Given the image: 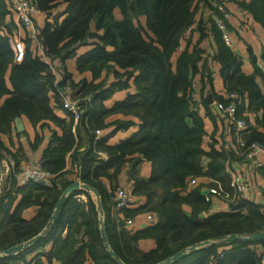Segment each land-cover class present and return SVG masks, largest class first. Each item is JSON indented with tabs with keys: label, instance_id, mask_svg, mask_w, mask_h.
<instances>
[{
	"label": "trees",
	"instance_id": "trees-1",
	"mask_svg": "<svg viewBox=\"0 0 264 264\" xmlns=\"http://www.w3.org/2000/svg\"><path fill=\"white\" fill-rule=\"evenodd\" d=\"M33 1L47 15L45 25L38 28L45 57L52 62L74 58L77 48L89 41L92 48L78 57L76 67L80 74L90 73L92 80L75 83L68 74L57 80L46 60L35 53L38 44L15 22L7 0H0V163L4 158L15 162L0 194V252L43 233L64 191L80 181L99 192L110 247L124 264H158L206 241L213 243L171 264H262L264 255L257 253L255 245L264 241H214L263 232L264 206L238 197L229 211L210 215L212 205L202 195V189L216 182L229 190L228 163L239 162L235 151L225 148L227 142L217 149L214 137L210 143L206 141L205 119L215 125L227 120L205 97L201 102L193 97L198 75L202 83L212 81L209 57L201 46L207 37L214 38L217 52L213 60L221 66L226 88V94L219 95L212 87L215 102L228 104V95L235 93L237 117L248 125L245 139L264 145V72L251 48L255 74L243 71L242 57L225 44L215 23V0ZM238 1L264 29V0ZM61 6V17V13L53 16ZM118 12L122 19L116 18ZM142 17L146 18L145 26ZM193 31L200 32L196 43ZM132 87L135 93L106 107L116 93ZM65 96L81 102L77 125L63 108ZM58 110L67 117H59ZM115 115L132 119L109 124L108 119ZM19 117L35 128L51 129L54 125L61 131H52V141L41 158L42 169L53 175L51 187L35 182L18 184L17 175L28 157L22 146L12 151L3 137L14 132ZM134 119L139 122L138 131L111 145L112 134L129 131L136 126ZM227 127L232 137V128ZM111 128L112 132L98 139V131ZM83 134L87 147L82 150L86 142ZM40 144L41 139H37L32 150ZM143 162L151 165L149 178L140 175ZM130 163H134L129 174L131 194L134 201H140L139 207L116 212L114 196L119 187L108 189L104 180L117 181ZM194 178L212 183L200 181L188 189ZM30 209L35 211L32 218L25 215ZM148 213L155 215L156 223L137 231L125 226L127 219ZM148 239L155 241L156 248L146 253L140 250L139 242ZM49 241L53 242L46 254L49 262L118 264L104 245L98 206L89 192L72 193L45 237L15 256L0 257V264H43L39 259L30 263L26 256Z\"/></svg>",
	"mask_w": 264,
	"mask_h": 264
},
{
	"label": "crops",
	"instance_id": "crops-1",
	"mask_svg": "<svg viewBox=\"0 0 264 264\" xmlns=\"http://www.w3.org/2000/svg\"><path fill=\"white\" fill-rule=\"evenodd\" d=\"M238 3H239L238 0H230V4H229V9L233 13V16L229 22V26L232 31V34H233L232 37L234 41V46L232 49L235 53H237L239 56L242 57L243 71L246 74L253 75L255 74V69L252 63V57L250 55L249 48H251V50L253 51L256 57V60L258 62L259 61L264 62V29L259 24H257L247 12H243V13H244V19L246 22H248V24L245 26L241 25L242 18L240 14V8H239L240 6L238 5ZM63 11H64V7L61 6L59 9H56L53 11V16L59 15ZM61 15L62 13L60 14L59 17H61ZM116 18L122 19V15H120V12L116 13ZM46 21H47V15L41 12L38 13L35 18V24H36L37 29L39 27L42 28L45 25ZM140 21L145 26L146 18L142 17ZM195 26L196 25H194L193 28H195ZM242 26H243L242 34L238 35L237 31ZM92 30L93 31L95 30L94 25L92 26ZM199 37H200V32L193 31L192 38H193L194 43H196L199 40ZM88 43L85 46H81L77 48L76 56H74V58H68L66 60H61L58 58L53 62L54 65L59 70V80H63L66 74H68L75 83H79L81 80L85 78L88 81L92 80V76L90 73L80 74L77 71V67H76L78 57L88 52L92 48V43L91 44H88ZM201 46L206 50V53L208 54V57H209V64H210L211 73H212L211 74L212 81H209L207 79L205 80L204 83H202V78L200 75H198L195 78V81L193 84V97L195 101H198V102H201L202 97H205L206 101L209 104L214 105V108H215L216 102L212 95V87L215 93L219 95L226 94V88H225L224 80L222 79L221 74H220L221 66L219 63L213 60V57L217 52V47L214 43L213 36H209L206 38V40H203ZM36 47L34 46L35 53L43 57L44 53L39 48H36ZM129 93H135V88L132 87L127 91L116 93L110 100H108L105 103L106 107L111 108L114 106L115 103L125 100ZM210 95L212 96L213 103H210L208 101L209 100L208 98ZM200 112L204 116L205 114L204 108H202ZM56 113L59 117H62V118H66L68 115L62 110H58L56 111ZM118 119H132V118L125 117L123 115H115V116H111L108 119V123L111 124L112 122ZM22 121L24 124V131L19 133L16 127H14L15 128L14 132L10 136L3 137V141L10 147L12 151H16L19 146H22L26 151L28 162H39L41 161L44 150L49 146V143L52 141V131L57 130L60 134H61V131L58 130L54 125H51V129H48V128L41 129L40 127H37V128L33 127L24 118H22ZM134 121L136 122V126L132 127L129 131H119V132H116L115 134H112L109 143L111 145H117L120 142L129 139L135 132H137L139 129L138 127L139 122L136 119H134ZM205 125H206V132H207L206 141L210 143L211 141H213V137H214V140L217 142V149H221V147H223V145L231 139L230 134H228L229 129L227 127L228 126L227 121L225 120L223 122L218 121L217 124L215 125L210 120L205 119ZM112 130L113 128L104 131V133H102V137H106L110 132H112ZM81 137L82 139H84V141H86L85 134L81 135ZM37 139H41V144L37 147V149L32 150L31 144L35 143ZM86 147H87V141L84 142L82 150L85 149ZM206 150L210 151V148L207 147ZM205 163H207V160H205ZM237 165H239L240 167L241 163H237L236 166ZM133 166H134V163L127 164L125 166L124 171L119 175L117 181L109 180V179L104 180V183L108 187V189L111 187V185L117 186V187H124V186L131 187L132 183L130 181L129 174ZM69 168H70V162H69ZM151 172H152L151 165L148 162H143L141 165L140 175L143 178H149L151 176ZM110 173H113V171H111ZM72 178L73 177L71 176L69 179H72ZM5 182L6 181H3V183L1 184V189H0L1 192L3 191V188L6 186ZM207 182L208 181L206 179H201V183L207 184ZM202 191H205V189H202ZM81 198L85 200L84 196H81ZM253 200L257 204L264 206V194L263 193L259 195H255L253 197ZM139 203L140 201L138 199H135L134 205L132 207L138 208ZM226 211H228V209L225 203L217 200L212 205L210 215H213L215 213H220V212H226ZM34 214H35V211L33 209L27 210L25 212V215L28 218H32ZM148 225L149 223L147 222L146 217L143 215H140L135 219V225L130 228L137 231V230L145 229ZM43 237H45V234ZM52 247H53V242L49 241L45 244L44 247H41L39 250H37L36 253L28 254L26 258L30 263L32 262L35 263L39 259L41 262H43V264H61L59 261H56V260H53L52 262H49L47 260L46 254L50 252ZM139 248L143 252L148 253L156 248V243L154 240H149V239L141 240L139 242ZM255 249L259 255H264V244L255 245ZM36 254H39V255H36Z\"/></svg>",
	"mask_w": 264,
	"mask_h": 264
},
{
	"label": "built area",
	"instance_id": "built-area-1",
	"mask_svg": "<svg viewBox=\"0 0 264 264\" xmlns=\"http://www.w3.org/2000/svg\"><path fill=\"white\" fill-rule=\"evenodd\" d=\"M7 2L11 12L14 14L15 22H17V24L26 31L27 36L38 44L37 47L41 50L38 29L35 24V16L40 13L36 2L33 0H7ZM229 4L230 0H215V6L218 14H214V20L223 35L225 44L228 47L233 48V34L229 26L233 13L229 9ZM243 12L245 11L240 8L242 21H245ZM192 28H190L187 32H190ZM242 31L243 29L241 27L237 31L238 35H241ZM43 59L46 60L52 69V73L56 76V79L59 80L58 68L53 62L48 60L45 55H43ZM257 64L264 72V62L259 61ZM237 99L238 96L235 93H232L227 97V100L230 101L228 104L215 103L216 111L226 118L230 131L232 128V137L226 143L225 148L233 149L237 156V160H239V162L230 161L228 163L227 174L230 179V191L225 189L218 182H216L215 186L208 185L204 188L205 191H202V195L206 202L213 205V203L217 200L222 201L225 203L228 211L230 210L231 203H233L238 197L253 200L255 195H259L261 193L264 194V145L258 142L250 143L245 139L249 132L248 125L243 119H239L237 117V106L235 103V100ZM85 100L89 101L87 98H85ZM63 108L67 113L74 116L75 125H77L82 116L81 102L78 101L77 98L65 96ZM97 137L98 139L102 137L101 131L97 132ZM237 163H241V166H236ZM41 164L42 161L27 162L23 164L17 175L18 184L21 186L29 182H35L51 187V179L53 178V175L42 169ZM0 165L2 166V184L3 181H7L8 177L13 173V170L15 169V162L13 159L4 158ZM206 180L208 181L207 184L212 183L210 180ZM200 181L201 179L199 178L192 179L189 183L188 189L196 187ZM114 202L116 212L126 208H131L134 203V198L131 194V187H119L115 192ZM145 217L150 225L156 223V217L154 214L148 213L145 214ZM134 225L135 220H126V227H132ZM262 264H264V262Z\"/></svg>",
	"mask_w": 264,
	"mask_h": 264
},
{
	"label": "water",
	"instance_id": "water-1",
	"mask_svg": "<svg viewBox=\"0 0 264 264\" xmlns=\"http://www.w3.org/2000/svg\"><path fill=\"white\" fill-rule=\"evenodd\" d=\"M83 43L86 44L87 41L85 40ZM208 99H209L208 101L210 103H213V99H212L211 95L209 96ZM15 127H16L18 132L24 131V124H23L22 118L19 117V118H17L15 120ZM1 170H2V166L0 165V189H1V179H2ZM78 191L89 192L95 197L96 203H97V206H98V212H99L100 217H101V235H102V239H103L104 245H105L106 249L109 251L110 255L118 262V264H124V262L118 257V255L110 247V244H109V241H108L107 231H106L105 224H104V210H103V206H102V203H101V200H100L99 192L95 188H93V187H91L89 185H86V184H84V183H82L80 181L75 182L74 184L69 186L64 191L63 195L61 196L60 200L57 203L55 212H54L49 224L47 225L46 230L43 233H41L37 237H35V238H33V239L23 243V244L17 245L15 247L8 248L5 251L0 252V256L1 257H6V256L12 257V256H15V255L23 252L24 250H26L31 245H33L36 242H38L41 238H43V236L46 233V231L51 227L52 223L57 219L58 214H59L64 202L69 198V196L72 193H75V192H78ZM202 217H204V215ZM233 240H242V241H246V242H249V243L250 242H262V241H264V231L261 232V233H257V234L251 235V236H239V235L223 236V237H219L214 242H218V243H220V242H230V241H233ZM211 243H213V241H206V242L194 245V246L190 247L189 249L183 250V251L177 253L176 255H174L173 257L167 259L166 261L158 263V264H171V263L179 260L183 256H185L188 252L196 250L198 248L205 247L207 245H210Z\"/></svg>",
	"mask_w": 264,
	"mask_h": 264
},
{
	"label": "rangeland",
	"instance_id": "rangeland-1",
	"mask_svg": "<svg viewBox=\"0 0 264 264\" xmlns=\"http://www.w3.org/2000/svg\"><path fill=\"white\" fill-rule=\"evenodd\" d=\"M143 216H145V215H143Z\"/></svg>",
	"mask_w": 264,
	"mask_h": 264
}]
</instances>
